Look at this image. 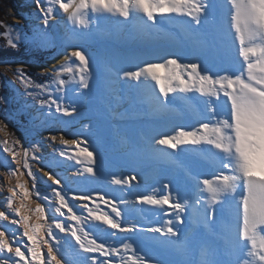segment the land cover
I'll use <instances>...</instances> for the list:
<instances>
[{"label":"snow or ice","instance_id":"obj_1","mask_svg":"<svg viewBox=\"0 0 264 264\" xmlns=\"http://www.w3.org/2000/svg\"><path fill=\"white\" fill-rule=\"evenodd\" d=\"M34 4L38 23L31 33L0 22L4 29L0 38L13 50L56 48L62 59L44 70L48 79L43 83L25 66L11 62L0 65L4 68L0 76L25 108L35 112L41 126L66 128L76 118H87L81 108L92 91L96 57L82 42L104 35L100 22L109 17H116L154 57L132 55L124 65L108 69L114 82L140 99V114L151 118L154 106L177 111L178 99L195 100L199 107L193 123L174 124L171 131L148 137L142 146L131 145L126 163L131 172L109 173L102 182L119 196L103 187H88L101 182L104 168V151L92 138L97 126L91 119L79 133H71L74 138L50 135L27 145L0 120L5 135L0 153L7 166L0 221L16 226L14 231L0 227V264H167L153 248L179 242L178 226L185 223L186 213L203 212L210 226L225 207L231 220L223 251L188 264H264V0H34ZM173 21L186 28L179 50L163 51L155 41L139 36L140 28L155 33ZM57 26L63 29L62 36L56 35ZM10 103L0 96L6 113ZM45 146L51 148V164L75 169L71 177L34 169L31 162L43 163ZM186 149L205 160L209 154L208 168L194 173L179 159L181 153L189 154ZM168 157L174 158L191 186L165 178L140 191L144 181L137 168L152 167ZM42 183L50 191H42ZM143 206L159 216L157 223L131 219L133 211L143 212Z\"/></svg>","mask_w":264,"mask_h":264},{"label":"rangeland","instance_id":"obj_2","mask_svg":"<svg viewBox=\"0 0 264 264\" xmlns=\"http://www.w3.org/2000/svg\"><path fill=\"white\" fill-rule=\"evenodd\" d=\"M34 3V0H32ZM38 23L36 19V9L35 4L32 5L31 0H12L11 1V8H8L7 10V16L3 22V24L12 25L16 29H20L21 31L25 33H31L33 27ZM181 24V23H180ZM184 26V25H183ZM185 26H184V28ZM182 29V30H183ZM161 30V29H160ZM185 32H182V36L185 35ZM61 35L63 34V29L60 31ZM162 33V32H161ZM97 37H93L90 39H87L86 41L82 42V45L87 51L94 55L96 57V63L92 65V72H93V78H92V91L89 93L88 97L85 99V101L82 104L81 111L85 113V116L87 118H76V120L69 126V127H62L59 125H52V126H41L40 121L38 119H34L35 112L32 109H26L24 106V101L20 99L19 96H17L14 92V90L7 84L6 78L4 76H0V96L8 97L11 101L10 105L8 106L10 108V112L6 113L4 111L5 105L0 104V120H4L8 124V132L14 133L15 137L20 138L22 143L27 145L29 142H36L41 140V138H48L50 135H56L59 137L61 134H64L66 138H74L71 133H79L81 129V125L83 123H87L89 119H91L97 126V130L95 135L92 137L93 140L103 148L104 151V168L101 173V182L100 183H90L88 187L91 188H101L103 187L104 191L109 192L112 194V188L107 187L106 185H103V180H105L109 173L112 172H119L128 170L131 172L132 168L131 166H126L127 160L130 158L129 155L125 154L127 152L126 149H124L125 141L122 140H131L130 136L139 139L140 133L143 132V128L146 127V124H149L150 122H153L157 119H145L141 114L140 110H127V114L123 115L121 113V110H118L116 108H111L110 105L107 103L109 96V93L103 92V84H102V71L100 63V55L107 51L113 50L117 47L116 40H110V41H102ZM180 44L182 45L183 38L179 40ZM105 43V44H104ZM0 46H4V48H9L5 46V41L0 38ZM171 46V45H170ZM181 46L180 45H173L170 47V51L179 50ZM126 48V47H124ZM10 50H13L9 48ZM15 52L20 53L19 58L15 59H7L0 61V65H2L4 62H11L14 67L23 65L25 66L28 73L39 83L45 82L48 77L45 75H42L45 69L39 70L35 66H41L45 63V65H48L47 68L50 66V62H52L58 55L56 48H48V49H34V48H28V47H21L18 50H14ZM125 54L123 55V59L125 61L129 58V52L124 51ZM4 72V68L0 66V73ZM163 71H161V75H163ZM8 76H11V72L8 73ZM66 78V77H65ZM124 93V96H126V93ZM116 94H114L115 97ZM123 95V94H122ZM122 95H117V99L115 100H121L123 98ZM69 96H71V93L69 92ZM121 97V98H120ZM113 99V97H111ZM178 102V100L176 101ZM175 102L174 107L177 109V103ZM189 104H186L184 106L185 109H183V113L180 116H177V118L180 117L182 119V123L184 124H191L195 120L196 112L198 111V105L196 102L194 104L189 101ZM109 107V108H108ZM142 105L139 103V108H141ZM167 113H174L175 111H169L167 109ZM116 110V112H115ZM120 111V113H119ZM132 111V112H131ZM178 111V110H177ZM118 112V113H117ZM138 112V114H136ZM113 114H119L121 118L114 119ZM121 114V115H120ZM153 120V121H152ZM161 120V119H159ZM142 129V130H141ZM26 131V132H25ZM130 132V133H129ZM122 133V134H121ZM128 134L127 139H125L124 135ZM5 138L4 132H0V140H3ZM124 138V139H123ZM57 146H59V139L55 142ZM122 148V149H121ZM50 152L51 148L45 146L43 148V156L44 161L41 164L33 163L34 169L38 171L40 167H43L45 171H51L53 174L60 173L61 176L71 177L72 172L75 170L74 168H65L63 166L57 167L55 164H51V158H50ZM184 154V153H182ZM129 156V157H128ZM188 158L191 160L190 165L192 166L191 169L196 170L199 168V158L195 155H187ZM127 158V159H126ZM209 158H211L209 156ZM10 159V158H8ZM179 159L184 162L187 161V158L184 156L179 157ZM5 155L3 153H0V194L6 195V187L7 182L3 175V173L7 170V166L4 164ZM210 159H208L209 161ZM208 161H204V165H201V170H206L208 168ZM72 163V162H69ZM172 165H174L173 162H171ZM195 163V164H192ZM197 163V165H196ZM51 164V167L49 165ZM199 165V166H198ZM157 166V165H156ZM76 167H80L79 165H76ZM172 167L175 166H169L168 168L166 165L159 163L158 167H156L159 173L161 174H176L177 170L174 171ZM146 168V167H145ZM180 170V169H179ZM137 171H141V169L137 168ZM180 174H177L172 177L175 180H179L181 182H184L189 187L191 186V182L187 181L183 171H180ZM39 176L43 177L42 173H38ZM179 176V178L177 177ZM26 180L28 177L25 175L24 177ZM160 180V179H158ZM154 181L153 184H156L157 181ZM43 181H47L46 177H43ZM14 182V181H13ZM48 184L51 182L48 181ZM149 181H146V184L141 186L140 191H145L147 184H149ZM152 183V182H151ZM30 186V185H29ZM42 191L47 193L50 191L48 188H46L43 183L41 185ZM73 187H76V185H73ZM118 191V190H117ZM112 195L119 196L117 192L113 193ZM35 197H33V200ZM34 207V203L32 204ZM103 207V206H102ZM149 207V206H148ZM146 208V206L144 207ZM227 207H225L224 211L222 213H217V216H221V223H222V229H225V232L228 231V225L231 220L230 211H227ZM108 210V209H105ZM227 211V212H226ZM146 213V212H145ZM144 210L143 212H139V214L136 213V211L132 212L131 219H133L137 223H145L147 220H151L153 223H157L159 221L158 215H145ZM225 213V216L223 215ZM140 215V216H138ZM153 215V216H152ZM149 216L151 218L148 219ZM216 216V217H217ZM189 215L185 214V223L183 225H179L178 227L181 229V231L185 230L187 232L188 239L180 237L179 242L173 241L176 244L174 252L169 253L168 251H164L163 253L160 252V249L162 246H157L153 248L154 255L167 262V264H188L189 261L194 259H203L207 256H210L211 253H220L223 251L227 241L229 240L230 233L228 234H222L223 232H216L220 233L219 236L215 238L214 237H208L206 227L204 226V221H197L195 220V224L191 223L189 221ZM229 217V218H228ZM11 218H17V217H11ZM210 227H213L211 225ZM6 228L9 230V226L7 225ZM214 228V227H213ZM211 228V229H213ZM12 231V230H9ZM193 233V234H192ZM192 238V239H191ZM189 243H192V245L189 246ZM177 247V248H176ZM204 247V248H203ZM179 251V252H178ZM200 251V252H199ZM182 252V253H181ZM193 253V254H192ZM177 254H179L177 256ZM197 254V255H196ZM165 255V256H164ZM166 259V260H165ZM187 260V261H186Z\"/></svg>","mask_w":264,"mask_h":264},{"label":"bare ground","instance_id":"obj_3","mask_svg":"<svg viewBox=\"0 0 264 264\" xmlns=\"http://www.w3.org/2000/svg\"><path fill=\"white\" fill-rule=\"evenodd\" d=\"M31 3H32V5H34L32 0H31ZM183 28H184V26L182 24H180V23H178L176 21H173V22L165 23L164 25L161 26V28H160L161 30H158L155 33H148L143 28H140L138 30V32H139V36L140 37L155 41L157 43L158 47L161 50L170 51V47L173 46V45H177L178 44V45L182 46L179 43L180 42L179 40H181L184 37V36H182L183 35L182 32H184L186 30L183 29ZM61 29L62 28L60 26L56 27L55 32H56L57 36L61 35V33H60ZM100 31L102 33H104V35L98 37L100 40L108 42L110 40H114L115 39L116 42H117V47L115 49L107 51V53L103 52L100 55V63L99 64L101 65V69L100 70L102 71V77H103V79H102L103 88L102 89H104L103 92L109 93V96L113 97V99H111V97H109L107 103L110 105L111 108L112 107L113 108L117 107L118 110H121V113L123 115H126L128 113L127 112L128 109L129 110H133V111L134 110L135 111L138 110V112H139V110H140L139 103L141 104L140 99L138 97L134 98V94L132 92H130L127 89H122L118 82H114L115 81V77L108 71V69H109V67H111L114 64L115 65H124V62H125V60L123 59V55L125 54L124 51L129 52V57L132 56V55H139L141 58H146V59H154V57L148 56L146 54L148 50L145 47L139 45L136 42L135 35H133V36L128 35L127 31L123 28V26L116 22V17H109V18H105L104 20H102L100 22ZM124 47H126V48H124ZM60 59H62V56H57L52 62H50V66L52 64H55ZM47 66L48 65H45V63H44L41 66L39 65V66H35V67L37 69H39V70H42V69H47ZM161 71H163V70H161ZM123 92L126 93V96H124ZM114 94H116L115 97H114ZM117 95H122L123 98L120 97L121 100L119 99V100L116 101L115 98L117 99V97H118ZM194 102H196V101L195 100H191L192 104H194ZM176 103H177L176 105H177V110L178 111H175L174 113L171 112L169 114L167 113L166 110L164 111L161 108H159L157 106H154L155 114L149 119L150 120L151 119H157V120H154V121L152 120L153 122H150L149 124H146V127L143 128V132L140 133V136H139L140 138L139 139H137V138H135V137H133L131 135L130 136L131 140H127V141L126 140H122V141H125L124 144H122V145L124 146V149L127 150V152L125 154L131 156V145L132 144H136V145H141L142 146L143 143L145 142V140L148 137H150L152 135H155L158 132L171 131L174 124L182 123V119H180V117L177 118V116L182 115L183 109H185L184 106H186V104H189L190 102L189 101L185 102L183 100L178 99V102H176ZM115 112H116V110H115ZM138 112L136 114H138ZM119 113H120V111H119ZM159 119H161V120H159ZM125 134H127V133H125ZM124 136H125V139H127L128 134L124 135ZM186 153H189L188 155H191L190 154L191 150L190 149H186ZM205 155H208V159H211V158H209V156H210L209 154L206 153ZM181 156L186 157L187 158L186 163L188 165H190L191 160L188 158V156L185 153L184 154L181 153L180 157ZM196 157H198V156H196ZM198 158H199L200 166L198 165L199 168L196 169V170L191 169L194 173L203 171V170H201L202 169L201 165H204V161H208V160H205V159H201L200 157H198ZM173 161H174L173 157H168L162 162V164L166 165V167L168 168L169 166H175V164L172 165V163H171ZM192 164H195V163H192ZM156 165H153L152 167H146L143 170L139 171L140 174H141V177H142V179L144 181V184H146V181H149L150 182L149 184H153L154 181H156L158 179H160V180H163L165 178L173 179L172 177L174 176L175 173L172 174V175H170V174H168V175L161 174V173H159L157 171L158 169L156 168V167H158V164H156ZM196 165H197V163H196ZM172 168L175 169L174 171L177 170L176 171L177 173L175 175L181 173L180 172L181 170H179L178 168H176V167H172ZM190 168H192V166H190ZM124 171L126 173L129 172L127 169L124 170ZM179 176H181V174ZM179 176H177V177L179 178ZM144 184H142V185H144ZM114 192L115 193L117 192V194L120 195L119 191H113V189H112L111 193L113 194ZM5 194H6V192H5ZM3 196L4 195L0 194V202H2ZM144 207L145 206H143L144 213L146 212L145 215L153 214V210L150 209V206L149 207L146 206V208H144ZM227 211H229V209H227ZM136 213L139 214V212H136ZM223 215L225 216V213H223ZM138 216H140V215H138ZM152 216H151V218H152ZM147 217H148V219L150 218L149 216H147ZM220 218H221L220 215L216 217V223L213 224V227H214L213 228V227H210L211 225L210 226H206L205 221H204L205 217H204L203 212L193 211L192 215L189 217V221L192 224L193 223L195 224V220L199 221L201 219L202 221H204L203 224H204V226L206 227V230H207L206 234H208V237L211 238V237H214L215 234L217 236H219V234L221 232H223L222 234L226 233L225 229L224 230L222 229V223L220 222L221 221ZM7 225L10 228L9 230H12V231L15 230L16 226L11 225V224H9L8 222H5V221H0V227L6 228ZM211 228H213V229H211ZM187 232L188 231H186V229L181 231L180 237H182V238L186 237V239H188L189 236L187 237ZM216 232H220V233H216ZM228 232L226 234H228ZM217 236H215V238ZM174 244H176V243L172 242L171 244L162 246V248L160 249V252L161 253H163L164 251L165 252L168 251L169 253L174 252V249H175L174 248L175 247ZM190 245H192V243H189V246ZM178 255L179 254H177V256Z\"/></svg>","mask_w":264,"mask_h":264},{"label":"trees","instance_id":"obj_4","mask_svg":"<svg viewBox=\"0 0 264 264\" xmlns=\"http://www.w3.org/2000/svg\"><path fill=\"white\" fill-rule=\"evenodd\" d=\"M12 0H0V22H4L7 16L8 8H11ZM4 31L3 28H0V32ZM20 53L15 52L14 50H10L9 48H4V46H0V61L7 59H15L19 58Z\"/></svg>","mask_w":264,"mask_h":264}]
</instances>
